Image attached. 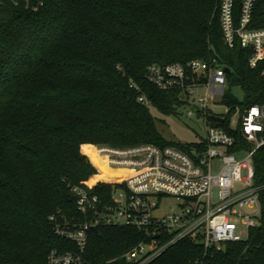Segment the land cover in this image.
Wrapping results in <instances>:
<instances>
[{
  "label": "trees",
  "instance_id": "1",
  "mask_svg": "<svg viewBox=\"0 0 264 264\" xmlns=\"http://www.w3.org/2000/svg\"><path fill=\"white\" fill-rule=\"evenodd\" d=\"M241 11L236 0L238 25ZM249 27L264 28V0ZM253 54L240 39L226 43L218 0H45L39 12L0 4V264H51L54 250L78 251L56 231L84 221L73 188L105 201L114 191L95 181L98 168L85 146L193 144L159 131L151 108L170 115L186 102L179 90L148 81L153 64L202 60L228 68L223 102L230 110L219 114L224 124L211 121L250 146L231 120L264 105V61L252 67ZM143 93L149 104L139 100ZM254 162L255 182L263 186L264 146ZM261 202L262 224L248 239L208 251L184 240L150 264H264V189ZM144 239L132 226L93 227L83 264H129L123 256Z\"/></svg>",
  "mask_w": 264,
  "mask_h": 264
},
{
  "label": "built area",
  "instance_id": "2",
  "mask_svg": "<svg viewBox=\"0 0 264 264\" xmlns=\"http://www.w3.org/2000/svg\"><path fill=\"white\" fill-rule=\"evenodd\" d=\"M257 1L242 0L238 25L236 0H218L226 43L234 47L240 39L244 48H253L250 62L254 68L264 61V28L249 27ZM6 2L25 5L34 12L45 5V0H0V4ZM146 78L161 90H179L186 105L195 106L188 115L203 119L206 135L188 150L152 143L123 148L85 146L96 153L94 160L85 150L98 168L95 181L114 186V191L105 201L85 187L73 188L84 221L57 225L56 231L74 241L78 251L54 250L49 256L51 264H83L88 232L93 227L132 226L143 231L145 239L123 258L129 264H150L181 241L189 240L206 251L221 249L224 243L248 239L250 230L262 224L264 185L255 182L254 157L264 146V105L245 110L238 125L232 126H240L250 143L244 146L211 121L212 114L219 115L214 107L221 103L218 98L224 97L228 84L225 67L202 60L153 64ZM135 85L132 82L131 86ZM139 100L150 103L144 93ZM165 196L178 199V211L162 213ZM247 208L254 213H248ZM51 219L55 221L56 217Z\"/></svg>",
  "mask_w": 264,
  "mask_h": 264
},
{
  "label": "rangeland",
  "instance_id": "3",
  "mask_svg": "<svg viewBox=\"0 0 264 264\" xmlns=\"http://www.w3.org/2000/svg\"><path fill=\"white\" fill-rule=\"evenodd\" d=\"M204 95V91L202 92ZM234 93L238 99L242 100L244 98V92L241 87H234ZM214 107L217 114H226L229 112L230 108L223 102ZM222 99V100H221ZM190 108L195 106L184 105L175 114H164L160 112L156 107H152V113L156 118L157 126L161 134L168 140L179 142V143H194L200 141L206 135V127L203 119L195 117H190L188 111ZM240 120L239 111L232 117V126H237ZM156 200V198H154ZM179 201L177 198L172 196H165L161 201V210L163 214H169L173 211H178ZM248 213H254V210L247 208Z\"/></svg>",
  "mask_w": 264,
  "mask_h": 264
},
{
  "label": "water",
  "instance_id": "4",
  "mask_svg": "<svg viewBox=\"0 0 264 264\" xmlns=\"http://www.w3.org/2000/svg\"><path fill=\"white\" fill-rule=\"evenodd\" d=\"M226 70H227V72L230 71L228 68H227ZM211 118H212L215 122H217V123H219V124H224L225 121H226V118H225L224 116H221V115L212 114V115H211Z\"/></svg>",
  "mask_w": 264,
  "mask_h": 264
},
{
  "label": "bare ground",
  "instance_id": "5",
  "mask_svg": "<svg viewBox=\"0 0 264 264\" xmlns=\"http://www.w3.org/2000/svg\"><path fill=\"white\" fill-rule=\"evenodd\" d=\"M90 153L92 154L93 157L96 158V153H95V151L93 149H91Z\"/></svg>",
  "mask_w": 264,
  "mask_h": 264
}]
</instances>
